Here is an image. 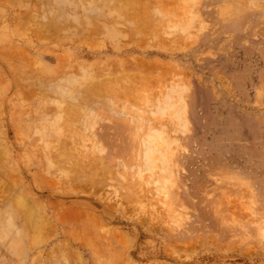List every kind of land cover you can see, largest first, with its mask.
Segmentation results:
<instances>
[{
  "label": "rangeland",
  "instance_id": "rangeland-1",
  "mask_svg": "<svg viewBox=\"0 0 264 264\" xmlns=\"http://www.w3.org/2000/svg\"><path fill=\"white\" fill-rule=\"evenodd\" d=\"M0 264H264V0H0Z\"/></svg>",
  "mask_w": 264,
  "mask_h": 264
},
{
  "label": "crops",
  "instance_id": "crops-1",
  "mask_svg": "<svg viewBox=\"0 0 264 264\" xmlns=\"http://www.w3.org/2000/svg\"><path fill=\"white\" fill-rule=\"evenodd\" d=\"M185 116H186V113H185ZM182 128V127H181ZM180 128V129H181ZM179 129V130H180ZM187 130V129H186ZM116 132H122L123 131V128L121 127V126H119L118 128H116V130H115ZM181 131H183V128L181 129ZM184 132V131H183ZM98 137H99V141H97L99 144H100V146L101 147H104L103 146V143H107L109 146H111V141L108 139V136H107V134L106 133H101V134H99L98 135Z\"/></svg>",
  "mask_w": 264,
  "mask_h": 264
},
{
  "label": "bare ground",
  "instance_id": "bare-ground-1",
  "mask_svg": "<svg viewBox=\"0 0 264 264\" xmlns=\"http://www.w3.org/2000/svg\"><path fill=\"white\" fill-rule=\"evenodd\" d=\"M84 2V1H83ZM84 19H86V18H84ZM83 19V20H84ZM86 22V21H85ZM128 90V88L127 87H124V91H122V90H119V92L121 93V92H123V93H125L126 91ZM101 91H102V89H101ZM101 93V92H100ZM116 93V92H115ZM151 147V146H150ZM107 169V168H106ZM110 171V170H109ZM105 172V171H104ZM106 173V172H105ZM110 174V173H109ZM69 178V177H68ZM104 181V180H103Z\"/></svg>",
  "mask_w": 264,
  "mask_h": 264
}]
</instances>
